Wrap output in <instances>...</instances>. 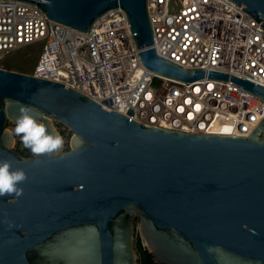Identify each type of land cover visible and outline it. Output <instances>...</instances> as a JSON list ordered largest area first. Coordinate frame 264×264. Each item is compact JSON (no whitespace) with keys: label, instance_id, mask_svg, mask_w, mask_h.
<instances>
[{"label":"water","instance_id":"1","mask_svg":"<svg viewBox=\"0 0 264 264\" xmlns=\"http://www.w3.org/2000/svg\"><path fill=\"white\" fill-rule=\"evenodd\" d=\"M86 32L120 8L139 61L181 81L227 79L264 103V87L205 68H184L152 44L146 0H15ZM264 30V0H231ZM21 106L68 148L14 151ZM61 135V134H60ZM22 169V194L0 196V264H264V116L247 136L186 133L137 122L62 83L0 67V160Z\"/></svg>","mask_w":264,"mask_h":264},{"label":"built area","instance_id":"2","mask_svg":"<svg viewBox=\"0 0 264 264\" xmlns=\"http://www.w3.org/2000/svg\"><path fill=\"white\" fill-rule=\"evenodd\" d=\"M146 8L159 56L264 87V30L242 5L146 0ZM34 43L40 49L32 75L60 82L137 122L236 137L247 136L264 116L263 101L229 79L186 82L148 70L118 7L96 19L86 33L48 19L33 4L0 0V59Z\"/></svg>","mask_w":264,"mask_h":264},{"label":"clouds","instance_id":"3","mask_svg":"<svg viewBox=\"0 0 264 264\" xmlns=\"http://www.w3.org/2000/svg\"><path fill=\"white\" fill-rule=\"evenodd\" d=\"M33 109L21 106L15 118L14 134L19 136L25 147L30 149L33 156L54 154L64 147V138L48 127L37 116L32 114ZM27 180L22 169H14L8 160H0V196L22 194L20 187Z\"/></svg>","mask_w":264,"mask_h":264},{"label":"trees","instance_id":"4","mask_svg":"<svg viewBox=\"0 0 264 264\" xmlns=\"http://www.w3.org/2000/svg\"><path fill=\"white\" fill-rule=\"evenodd\" d=\"M20 49H23V50L25 49L26 53L27 54L29 53L30 55L28 56V55L22 54V56L20 57L21 59L18 63H15V62H13L15 60L10 59L8 61V63H6L4 68L9 69V70H15V71L31 74L33 67H34V64L37 60V54L39 52L40 46H39V44L34 43V44L24 46L23 48H20ZM16 56L17 55H15L13 57V59ZM57 125L61 126V124H59V123ZM65 131H66L65 127H63V129L60 128V133L62 136H65ZM16 137L18 138V144L16 145L14 150L23 157H27V156L31 155L30 149H28L24 145H23V147H20L21 139L17 135H16ZM135 247H136L138 255H139V263L140 264H155L151 260L150 255L146 252V250L141 245V242H140V239L138 236L136 237Z\"/></svg>","mask_w":264,"mask_h":264},{"label":"rangeland","instance_id":"5","mask_svg":"<svg viewBox=\"0 0 264 264\" xmlns=\"http://www.w3.org/2000/svg\"><path fill=\"white\" fill-rule=\"evenodd\" d=\"M22 54L23 55H30L29 53L27 54L26 53V50L24 49H16V50H14L13 52H11L8 56H5L4 58H1L0 59V67H4L5 65H6V63H8V61L11 59V60H15V61H13V62H15V63H18L19 61H20V57L22 56ZM15 55H17L14 59H13V57L15 56ZM15 71V70H14ZM19 72V71H18ZM58 123H55V126H56V128H57V130L60 132V128H62L63 129V125H61V126H58L57 125ZM8 127L13 131L14 130V127H15V125L14 124H11V123H9L8 124ZM66 128V127H65ZM14 132V131H13ZM61 134V133H60ZM70 135H71V132L66 128V131H65V136H62L63 138H64V140H65V144H64V149H66V148H68V139H69V137H70ZM16 136V135H15ZM18 144V138L17 137H15V144H14V146H13V149L16 147V145ZM23 143L21 142L20 143V147H23Z\"/></svg>","mask_w":264,"mask_h":264},{"label":"snow or ice","instance_id":"6","mask_svg":"<svg viewBox=\"0 0 264 264\" xmlns=\"http://www.w3.org/2000/svg\"><path fill=\"white\" fill-rule=\"evenodd\" d=\"M211 87V86H210ZM196 91H199V89H197ZM189 102V101H186V103ZM197 108H199V105L196 106ZM182 110V109H181ZM191 118V116L189 117Z\"/></svg>","mask_w":264,"mask_h":264},{"label":"flooded vegetation","instance_id":"7","mask_svg":"<svg viewBox=\"0 0 264 264\" xmlns=\"http://www.w3.org/2000/svg\"><path fill=\"white\" fill-rule=\"evenodd\" d=\"M66 149H67V148H66ZM66 149H65V150H66ZM14 151H15V150H14ZM19 155H20V154H19ZM30 156H32V153H31V155H29V156H27V157H30Z\"/></svg>","mask_w":264,"mask_h":264}]
</instances>
